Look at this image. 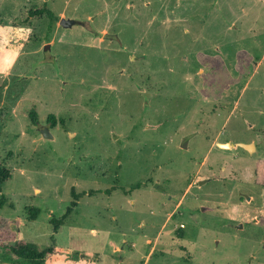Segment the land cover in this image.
I'll use <instances>...</instances> for the list:
<instances>
[{
    "label": "rangeland",
    "instance_id": "obj_1",
    "mask_svg": "<svg viewBox=\"0 0 264 264\" xmlns=\"http://www.w3.org/2000/svg\"><path fill=\"white\" fill-rule=\"evenodd\" d=\"M0 165L44 264H264V0H0Z\"/></svg>",
    "mask_w": 264,
    "mask_h": 264
},
{
    "label": "trees",
    "instance_id": "obj_2",
    "mask_svg": "<svg viewBox=\"0 0 264 264\" xmlns=\"http://www.w3.org/2000/svg\"><path fill=\"white\" fill-rule=\"evenodd\" d=\"M45 5V4H44ZM43 5V6H44ZM29 15L31 17H41L46 16L50 21V26H54L55 23L59 21V18L54 15L49 9L44 6L40 9H35L33 11L29 12ZM30 119L33 123H36V113L32 112L30 115ZM48 120L51 121V124L54 126V117L50 116L48 117ZM52 126V127H53ZM10 178V171L8 168H6L3 165H0V193L2 191L3 185L8 181ZM72 197L73 202H71L70 207L67 208L65 213L62 215V217L58 220L51 219L50 224L53 225V232L56 234L62 226L65 225L67 218L70 216V214L74 211V209L77 207V201L78 199L84 195V194H75L73 191ZM38 214L37 210H34L32 213L31 219L34 220ZM10 234L8 233V230L4 229L2 226L1 220H0V243H6L7 247L6 249L12 253L14 256H16L18 259L25 260L29 264H44L45 259L49 255H53L55 252V244L53 242L54 239H52V245L45 248V249H39L37 246L32 245L24 240H15L13 242L11 241Z\"/></svg>",
    "mask_w": 264,
    "mask_h": 264
},
{
    "label": "water",
    "instance_id": "obj_3",
    "mask_svg": "<svg viewBox=\"0 0 264 264\" xmlns=\"http://www.w3.org/2000/svg\"><path fill=\"white\" fill-rule=\"evenodd\" d=\"M130 1H133V0H130ZM73 24H74L73 21L64 20V19H61L60 22H59V26H61L63 28L70 27ZM40 131H41V134L44 136V138L48 137L49 134H48V129L47 128H42ZM218 146H219V148H223V149H225V148L230 149V148L234 147V145H231V144H228V143L218 144ZM235 146L239 147V148H242L243 150H245L248 153H251L255 149V146H254L253 143H249V144L237 143ZM200 183H203V182H200ZM241 228H242V225H238L237 226V229H241Z\"/></svg>",
    "mask_w": 264,
    "mask_h": 264
},
{
    "label": "crops",
    "instance_id": "obj_4",
    "mask_svg": "<svg viewBox=\"0 0 264 264\" xmlns=\"http://www.w3.org/2000/svg\"><path fill=\"white\" fill-rule=\"evenodd\" d=\"M13 30H17V28H12ZM22 47V46H21ZM13 48H15V52L17 53V55H16V53H15V55L13 56L14 57V60L18 57V53H19V51L21 50V48L19 47V46H13ZM8 69H5L4 70V75H7L8 74V71H7ZM115 250H119V248L118 247H115ZM57 251H59V249L57 248V247H55V252H54V254L53 255H49V256H47L48 257V259H47V261L45 262V263H48V262H50L51 261V259H54V262H56V261H58V260H61L62 258H57L58 256H60V257H62L61 255H58L57 254ZM66 253H70L68 250H66L65 251ZM46 257V258H47Z\"/></svg>",
    "mask_w": 264,
    "mask_h": 264
}]
</instances>
